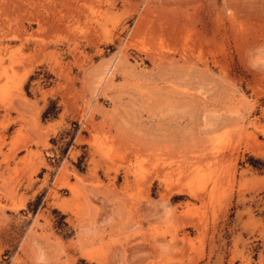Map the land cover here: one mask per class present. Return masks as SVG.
Listing matches in <instances>:
<instances>
[{"label": "rangeland", "instance_id": "374dc122", "mask_svg": "<svg viewBox=\"0 0 264 264\" xmlns=\"http://www.w3.org/2000/svg\"><path fill=\"white\" fill-rule=\"evenodd\" d=\"M0 264H264V0H0Z\"/></svg>", "mask_w": 264, "mask_h": 264}, {"label": "bare ground", "instance_id": "6f19581e", "mask_svg": "<svg viewBox=\"0 0 264 264\" xmlns=\"http://www.w3.org/2000/svg\"><path fill=\"white\" fill-rule=\"evenodd\" d=\"M27 1V0H26ZM48 1V0H47ZM31 4V3H30ZM46 21V20H45ZM18 32V31H17ZM110 69V68H109ZM108 72V71H107ZM108 73H110V72H108ZM109 76H110V74H109ZM184 191V190H183Z\"/></svg>", "mask_w": 264, "mask_h": 264}]
</instances>
